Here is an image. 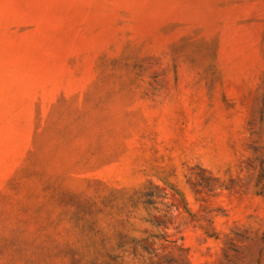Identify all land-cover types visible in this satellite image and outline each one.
Masks as SVG:
<instances>
[{"label": "rangeland", "instance_id": "1", "mask_svg": "<svg viewBox=\"0 0 264 264\" xmlns=\"http://www.w3.org/2000/svg\"><path fill=\"white\" fill-rule=\"evenodd\" d=\"M0 264H264V0H0Z\"/></svg>", "mask_w": 264, "mask_h": 264}]
</instances>
